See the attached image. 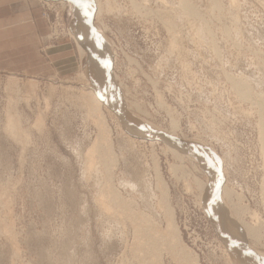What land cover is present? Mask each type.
<instances>
[{
    "label": "rangeland",
    "instance_id": "rangeland-1",
    "mask_svg": "<svg viewBox=\"0 0 264 264\" xmlns=\"http://www.w3.org/2000/svg\"><path fill=\"white\" fill-rule=\"evenodd\" d=\"M46 1L51 2V18L65 24L74 36L78 23L71 0H65L66 5L70 3L66 8L61 0ZM146 1L139 2L145 9L138 12L130 0H101L98 17V4L88 2L94 35L100 32L110 47L107 73L114 79L122 104L127 100L134 105V115L167 134L172 111L181 122L176 139L203 136L210 143L221 166L222 185L238 187V194L245 198L243 205L259 213L258 223L248 215L244 221L260 226L262 245L254 246L246 238L241 244L249 252L252 244L254 251L264 253V160L258 114V99L264 97V0H187L201 20L183 10L181 0ZM169 22L175 25L174 33L167 29ZM170 41H175L174 50ZM60 42L72 43L75 55L71 56L73 68L61 75L40 79L0 73V264H142L154 253L162 264H179L163 237L166 215L156 209L160 193L152 169L153 150L170 190L181 243L199 264H234L199 202L193 176L185 170L184 179L177 180L169 173L168 165L176 161L161 150L163 142L155 148L149 143L133 144L114 114L105 109L119 164L111 174L98 154L95 169L86 164V151L99 131L81 99L82 92L91 88L81 77L91 67L90 57H81L75 39L62 36ZM230 78L249 80L253 97L240 99ZM158 95L165 105L160 106ZM135 104L148 113L146 117L137 113ZM10 116L14 122L7 128ZM185 167L193 170L192 162L187 161ZM110 177L132 212L138 213L131 215L132 221L138 220L150 235L161 231L155 244L148 238L136 240L135 223L116 206L103 210L99 194ZM141 213L147 214L148 223L137 217ZM134 240L141 245L139 251Z\"/></svg>",
    "mask_w": 264,
    "mask_h": 264
},
{
    "label": "bare ground",
    "instance_id": "bare-ground-1",
    "mask_svg": "<svg viewBox=\"0 0 264 264\" xmlns=\"http://www.w3.org/2000/svg\"><path fill=\"white\" fill-rule=\"evenodd\" d=\"M100 1L99 0H93V1L92 0L91 1L90 0H74V1L71 0L70 1V3L73 5V10L75 12V16L77 18V23H78V24H76L77 25L76 30H75L76 33H74L73 37H74L75 41L77 42V45L79 46V51H80L81 57L83 58L84 56H87V55L90 57L89 62H90L91 67L89 66L90 69H88V73H83V75H81V77H82V81L86 82V84H87L86 86H90L91 88H87L85 91L82 92V98L81 99L83 100L85 106L88 107L87 116L94 118L96 120V122H95V120L92 119V120H94L95 125L97 124L96 126L99 129L98 135H97V137H95L96 139L92 142V144L90 145V147L86 151V152H88V155L86 154L87 158H88V162H86V164H88V166L91 167V169H95L92 167H93V165H95V162H96L95 161L96 154H98V157H100V160L103 161L104 165L103 164L102 165L106 166L107 172H109V173H110V170L113 171L112 169H114V167L118 166V164H119V161L116 157V152H114V144H113V140H112L113 131H112V128L110 127V125L108 123V117H107V114L105 112V109H106L108 111V113L114 114L115 118L117 119L116 121H117L118 127L123 131L124 134H126L128 137L133 139L132 140L133 144L134 143L135 144H137V143H143V144L149 143L152 147H154V145H159V144L162 145L161 142H163L164 147L161 150L164 151L166 153V155L168 153H171L173 158L176 161V163L168 165L169 169H170L169 173H171L172 177L176 178L177 180L178 179L179 180L184 179V177L186 176L185 170L188 171L189 174L193 176L194 186H196V188H198V190L200 192L199 202L202 206H204V209H206V211H208L207 213L210 215L211 219L213 220L216 229L218 230L219 234L221 235V238H222L221 242L224 246V253L229 256L230 261H232V263H234V264H264V253H262L261 251H258V249L254 251V248L251 244L250 248L253 249V250L251 249V251L255 253V255H254L252 252L248 251L247 247H246L247 250L245 247L243 248V245L241 244V241L242 240L245 241L244 238H246V239L251 240V243H253V245L254 244L255 245L259 244L260 246L262 245V242L260 241L262 239V235L260 232V226L258 224H256L257 226L252 225V224L244 221V217L248 215L252 220H254L256 223H258L259 219H260L259 213L257 212V210H252L251 207H249L248 205H243L245 198L243 197L244 195L242 196V193L238 194L239 192H238V190H236V188H238V187H232L233 189H231L229 185H225V184L222 185L223 184L222 183L223 173L220 171L221 170L220 169V167H221L220 163L217 162L216 157L214 156L216 151L213 149V147H212V149L210 147L211 150L208 147V145L210 143H207V140L202 138L203 136H201V137L198 136L194 139H191L188 137H183L182 140L176 139L175 136H177V132L181 130V125H180L181 122L179 121L178 117H176L175 113L172 111L169 112L171 115L170 130L167 132V134H165L166 132L159 129L157 126L154 125V123H151L146 119H141L140 117L134 115L132 113V112H134L132 110L134 105L129 104V102L127 100L126 101L124 100V103L122 104L123 99H122V97L120 98V92H119L117 86L113 82L114 79L112 80L111 74H110V76L108 75V73H109L108 71L111 69V66H110L111 55H110V47L107 44L108 42L105 41V39H102L103 35H100L101 34L100 32H98L99 34L97 33V35H94V30H92V27H91L92 26L91 21L89 22V17H92L91 13H90V10H92V8H91L92 6L90 7L88 2H90V4L91 3L94 4V2H95V4L96 3L98 4L99 8H98V11L96 13V15L98 17L102 11V6L100 4ZM140 1H143L142 3H144V4L147 2L146 0H130L134 10L136 9V11L138 10V12H139V10H141L140 12H142V9L144 8V6L139 3ZM61 2H63L62 5L65 8L70 4L69 3L68 5H66L67 1H65V0H61ZM180 3H181L180 6L183 10L190 12L191 16L194 15V17L196 18L198 11L194 8V6H192L187 0H181ZM214 5L218 6L219 4L217 5V3L215 2ZM109 6L107 8L108 10H109ZM88 7L91 9H89ZM181 8L179 7V9H181ZM217 8H219V7H217ZM110 9H113V8H110ZM103 10H104V8H103ZM113 10H116V9H113ZM109 11L111 13L114 12L112 10H109ZM144 14H146V13L144 12ZM163 16H165V15H163ZM191 16L189 15L188 17L190 18ZM164 18H166V16ZM199 18L200 17L197 16V19H199ZM203 18H205V17H203ZM199 20H201V19H199ZM202 22H205V21H202ZM166 26H167V29L169 32L174 33V26L175 25H173L172 23L169 22V23H166ZM226 31H227V29H226ZM210 34L211 33H209V35ZM172 36H171V38H172ZM103 38H105V37H103ZM171 43H170L171 44L170 48L173 49V47H175V41L171 42ZM214 51H215V49H214ZM218 52H219V50H218ZM218 55H219V53H218ZM129 61H131L132 64L135 62L132 59H130ZM106 67H107V69L109 68L107 71H106ZM226 77H228V76H226ZM239 78H241V77H239ZM245 79L230 78V81H232L235 90H237L238 93L240 94L239 95V96H241L240 99L250 100L254 94L252 93L251 88L249 86V83H248L249 80L247 81V79L246 80ZM248 79H249V77H248ZM250 79H252V77ZM257 80L258 79H256V81ZM253 82H254V80H253ZM258 82L259 81H257V83ZM238 93H236V94H238ZM158 96H159L158 101H159L160 106L165 105L162 97L160 95H158ZM248 102H250V101H248ZM125 104L127 107L125 106ZM136 106L137 107H135V109L137 108L136 109L137 113L139 111V114H142V116L144 115L146 117L148 113L143 111L141 108H139L138 105H136ZM258 106H259L258 109H260V111L258 113L260 115V121H259L260 122L259 123L260 124L259 125L260 126V128H259L260 138L259 139H260V143H261L260 151L262 150V158L264 160V97L261 96L258 99ZM130 115H133L134 117L130 116ZM40 121L41 120H39V122ZM13 122H14V119L10 116L9 122H8L9 125L6 124L7 128L8 127L10 128V126L13 124ZM39 122H37V123H39ZM218 122H220V121H218ZM36 126L37 125H35V127ZM257 128H258V126H257ZM117 130H118V128H117ZM25 138H27V137H25ZM223 143L225 144V141ZM134 147H136V146H134ZM224 147H226V146H224ZM229 148H227V149L229 150ZM231 149H232V147H231ZM154 151L155 150H153L155 157L153 160L154 166L152 165L153 166L152 169L154 172V179L156 181V188H157L158 192L160 193V197H158L159 203H157L158 208H156V209H160L162 212H164L166 215V219H164V220H167L166 221L167 227H166L165 231H162L163 237L166 239V242L169 245L168 248H169V252H170L171 256H173V259L175 258L176 260H178L179 264H199L198 258L195 256H192L190 254L189 250H187L188 248H186V246L183 243H181L182 239L180 238V231H179L178 226L176 225V222H175V212H174L175 210L172 207L171 202H170V190H169L168 184L164 178V175L161 171L160 163H159V160L157 159L158 157L156 158V153ZM225 154H227V153H225ZM87 158H86V160H87ZM187 161L192 162L193 170H191V171H189V169L187 170V168L185 167V163ZM88 166H86V167H88ZM198 166L206 174L202 175V173L197 169ZM88 169L90 170V168H88ZM105 171H106V169H105ZM195 172H198L199 175H202L203 177H205L206 180L202 179L203 177H201V178L197 177L195 175ZM140 179L142 180V178H140ZM141 180H139V181H141ZM262 181L264 182V178L262 179ZM113 182H112V177L108 178L106 185L100 191L99 201L101 202L102 205H104V206H102L103 210H105L104 207L111 210L110 208H112V206H114V208L116 206V208L122 214L129 215L130 216L129 218L132 221L133 220L132 216L134 214L137 215L138 213L136 214L135 212H132V208L129 206L128 201H126L123 197H121V195L116 191L115 187L112 184ZM135 182H137V181H135ZM140 183H142V182H140ZM220 183H221V185H220ZM132 186L135 189H137V187H138V185L135 183H132ZM262 187H264V186H262ZM190 188H191L190 185H188L187 189L189 190ZM142 196H144V194ZM237 200H238V204H234L235 202H237ZM239 201L241 202V204L239 203ZM117 211H115V212H117ZM117 213H119V212H117ZM121 213H119V214H121ZM139 216H140L142 223H144V224L148 223V222H146L149 220V217L147 216V214L145 215V214L141 213L137 217H139ZM130 219H128V220H130ZM137 222H138V220H137ZM137 222H136V220L134 222L133 221L131 222V224L135 223L133 225L135 226L136 240L140 241V239H141V242H144L142 240L145 238V241H146V239L148 238L149 242L152 241V243L155 244V242H157V240H158L157 235L159 236V234H157V233H161V231L156 230V232H154L152 230L154 232V234L150 235L151 233H148L147 229H145V227L143 228L142 227L143 225L138 224L139 222L138 223ZM262 228L264 229V227H262ZM149 232H151V231H149ZM9 234H10V232H9ZM148 235H149V237H148ZM160 237H159V239H160ZM149 238H150V240H149ZM136 240H134V241H136ZM141 242H139V243H141ZM149 242H147V243H149ZM135 243L137 245V241ZM241 245H242V248H241ZM140 246L141 245H139V247H138V245H137V249L140 248ZM164 249H166V248H164ZM134 250H136V249H133V251ZM139 250L140 249H138V251ZM18 251H20V250H18ZM133 251H132V254H133ZM138 251H136V252L139 254ZM18 256H19V254H18ZM135 256H137V255H135ZM151 256H150L151 260H147V261L145 260L142 264H162L160 261L158 262V256L155 255V253L152 254ZM137 260H139V258Z\"/></svg>",
    "mask_w": 264,
    "mask_h": 264
},
{
    "label": "crops",
    "instance_id": "crops-1",
    "mask_svg": "<svg viewBox=\"0 0 264 264\" xmlns=\"http://www.w3.org/2000/svg\"><path fill=\"white\" fill-rule=\"evenodd\" d=\"M49 33L38 2L0 0V73L44 79L73 68L72 43L52 46Z\"/></svg>",
    "mask_w": 264,
    "mask_h": 264
},
{
    "label": "built area",
    "instance_id": "built-area-1",
    "mask_svg": "<svg viewBox=\"0 0 264 264\" xmlns=\"http://www.w3.org/2000/svg\"><path fill=\"white\" fill-rule=\"evenodd\" d=\"M41 8H42V16L47 20L48 26L50 29V35L49 39L54 42H58L62 36H66L68 38L74 39L73 35L71 34V31L66 27L65 24L58 23L54 20V18H51V2H48L46 0H38ZM60 4V3H59ZM65 8V7H64ZM57 16H59V13H57ZM60 28V30H59ZM49 40V41H50Z\"/></svg>",
    "mask_w": 264,
    "mask_h": 264
}]
</instances>
